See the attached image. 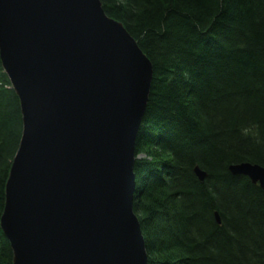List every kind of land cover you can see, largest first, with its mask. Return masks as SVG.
I'll use <instances>...</instances> for the list:
<instances>
[{
  "label": "water",
  "instance_id": "95a60500",
  "mask_svg": "<svg viewBox=\"0 0 264 264\" xmlns=\"http://www.w3.org/2000/svg\"><path fill=\"white\" fill-rule=\"evenodd\" d=\"M0 56L23 117L1 217L13 264H148L134 166L154 69L138 41L102 0H0ZM229 169L264 189V166Z\"/></svg>",
  "mask_w": 264,
  "mask_h": 264
},
{
  "label": "trees",
  "instance_id": "16d2710c",
  "mask_svg": "<svg viewBox=\"0 0 264 264\" xmlns=\"http://www.w3.org/2000/svg\"><path fill=\"white\" fill-rule=\"evenodd\" d=\"M102 3L154 69L134 166L148 264H264V189L229 169L264 166V0ZM22 132L0 56V264H13L1 217Z\"/></svg>",
  "mask_w": 264,
  "mask_h": 264
}]
</instances>
